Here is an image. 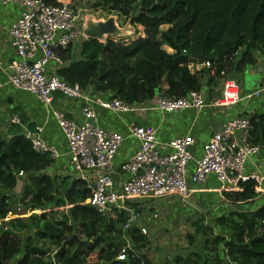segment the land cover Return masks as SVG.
<instances>
[{"label":"trees","instance_id":"1","mask_svg":"<svg viewBox=\"0 0 264 264\" xmlns=\"http://www.w3.org/2000/svg\"><path fill=\"white\" fill-rule=\"evenodd\" d=\"M94 1L95 10L124 19L122 27L130 21L135 31L104 42L83 39L78 61L73 44L59 50L66 65L57 74L84 90L94 86L130 105L150 101L159 91L182 98L205 87L212 92L224 79L241 84L246 70L264 57V0ZM200 56L210 66L192 71ZM250 121V142L264 146V112ZM54 163L26 136L7 142L0 135V264L18 257L17 264H153L146 235L125 230L127 214L115 209L103 215L85 204L88 183L52 172ZM20 179L24 190L18 194ZM241 187L226 195L233 207L229 215L215 226L204 215L194 219L185 252L161 264H264V206L252 212L239 208L260 192L255 181ZM124 250L128 256L120 261Z\"/></svg>","mask_w":264,"mask_h":264},{"label":"built area","instance_id":"2","mask_svg":"<svg viewBox=\"0 0 264 264\" xmlns=\"http://www.w3.org/2000/svg\"><path fill=\"white\" fill-rule=\"evenodd\" d=\"M0 2L4 5L17 3L23 7L20 18L9 31L11 45L20 60L9 65L8 83L16 89L36 95L45 104H51L56 93L75 100L84 99L81 86L69 84L57 73L48 74L50 63L64 64L58 55L60 49H67L69 45L86 38L83 33L86 21L83 12L71 7V4L52 6L46 0ZM203 65L210 66L209 63ZM263 95L264 89L259 88L244 97L237 81L224 79L221 95L210 103L203 92L196 91L182 98L159 91L152 102L154 110L167 114L186 109L201 111L207 106L229 108L243 100L260 99ZM100 105L119 113L149 110L139 109L117 98ZM82 113L81 123L68 118L61 111H55L54 116L67 140L70 162L76 176L88 183L90 194L85 204L103 215L115 209L125 212L126 231L136 228L147 235V228L140 221L149 220V217L137 211L133 207L134 202L168 197L186 199L190 194L189 183L200 185L209 177L217 180L218 191L223 196L242 191L241 184L249 181H255L257 190L264 192L261 189L264 177L246 171L248 162L264 153V146L250 142V116L239 115L223 123L212 134L203 147V155L198 159L193 154L194 137L183 136L161 143L156 128L130 125V135L140 142V147L130 160L122 164L121 171L128 175V180L117 191L112 178L113 161L124 137L98 125L97 113L89 100H85ZM15 121L19 122V119L16 117ZM42 131L43 128L37 127L35 133H28L26 137L37 152L48 153L57 159L58 150L44 141ZM193 162L195 166L190 174L189 166ZM126 248L132 250L129 239ZM127 256L124 250L118 260H126Z\"/></svg>","mask_w":264,"mask_h":264},{"label":"crops","instance_id":"3","mask_svg":"<svg viewBox=\"0 0 264 264\" xmlns=\"http://www.w3.org/2000/svg\"><path fill=\"white\" fill-rule=\"evenodd\" d=\"M58 1L62 4H71L75 6V3L79 0ZM22 12L23 7L17 3L4 5L0 2V135L5 141L9 142L14 137L21 135L27 136L28 133H35L37 127L43 128L41 137L47 144L55 147L59 152V157L55 159V163L51 168L52 172L76 176V172L70 162L67 140L58 125L54 112L61 111L68 118L81 123L83 121L82 108L85 104V100H89L96 111L98 125L108 131L117 132L124 137V141L113 161L114 171L112 178L115 186L114 189L117 191L120 189L121 185L128 180V175L121 171L122 164L130 160L140 147V142L130 135V125L137 124L139 126H152L156 128L158 131L157 137L161 143H166L178 137L192 136L195 138L193 154L194 157L198 159L203 155V147L209 142L212 134L218 131L223 123L239 115L251 117L256 113L264 112L263 95L260 99L243 100L239 104L229 108H212L207 106L201 111L186 109L182 112L167 114L154 110L153 102L150 100L143 104L136 105L139 109H149L147 112L132 110L119 113L104 109L100 105L102 102L112 100L114 94L111 92H98L94 86H89L84 90V99L75 100L65 97L60 93H56L53 96L52 103L45 104L39 100L36 95L16 89L8 83L9 65L13 61L20 60L11 45L9 31L11 26L20 18ZM126 35L132 36L133 31H128ZM82 42L83 40H79L73 44L76 50L75 60L77 61L80 58L79 52ZM166 50L172 52L168 47H166ZM263 61L264 57H260L259 63L256 66L249 67L246 70L244 79H247L248 83L253 82L254 87L248 93L245 92L247 91L245 88H241L244 97L248 94H252L259 88L264 89ZM65 65L66 64L50 63L48 66V74L52 75L58 73V70L65 67ZM203 66L204 65H200L198 62V64L192 63L190 68L192 71H195L196 69L200 70ZM221 91L222 83L212 92H210L207 87H205L202 92L206 101L210 103L212 99H216L221 95ZM16 117L19 119V122L15 121ZM194 166L195 162L190 164V174L193 172ZM246 171L248 174L259 173L264 177V153L252 158L246 166ZM189 186L190 194L186 199L179 197L166 198L162 201L149 199L136 201L133 204L135 209L152 217L149 218V220L140 222V224L147 228V234L149 232V234L146 235L149 240L146 253L153 264H161L167 261L168 258L165 256L161 260V255L159 254V251H162L161 247L164 246V243H158L160 240L159 238H151V235L161 228L155 227V229L151 230L149 222L156 221L154 219L157 217L158 219L161 218V221H164L166 216H172L173 206H179L181 211L179 214H177L178 211H175V221L179 220L180 222H176L175 224H178L179 229H181L182 224L186 222L190 224L193 219L201 217L202 215L206 217V222L210 219L212 221L211 223H215L217 219L227 216L233 211V207L225 201L226 195L223 196L219 193V184L214 177H209L203 184L194 185L193 183H189ZM261 189L264 190V183ZM23 190L24 180L20 179L16 192L21 194ZM191 204L195 205L198 209ZM262 206H264V192L259 193V197L254 202L243 204L239 206V208L242 211L252 212L258 210ZM156 214L158 216L153 217L154 215L156 216ZM29 215L30 214H21L20 217L25 218ZM217 231L227 237L230 236V233L224 229L222 231L217 229ZM181 236L182 235H180L179 240ZM173 240L174 239H170L168 242H173ZM174 245L175 247L179 245L178 240L174 242ZM154 252L159 254L158 257L154 256ZM19 259L20 257L15 260V264H17Z\"/></svg>","mask_w":264,"mask_h":264},{"label":"rangeland","instance_id":"4","mask_svg":"<svg viewBox=\"0 0 264 264\" xmlns=\"http://www.w3.org/2000/svg\"><path fill=\"white\" fill-rule=\"evenodd\" d=\"M94 4H95L94 0H79V1H77L75 3V6L71 5V7L79 8L81 10V12H83L84 21L89 19V18H93L94 20H97V21H99V20L106 21L111 16H115V15L109 16L108 14H106L105 11H102L100 9L99 10H95L93 8ZM115 18H116L117 25L121 26V23L124 22V19H120L118 16H115ZM124 27H126V29L130 30L131 32L133 31V33L135 31V29H134V27L132 25H125ZM263 65H264V63H263ZM239 85H240L241 88H245L247 90L245 92H247V93L250 92L253 89V87H254L253 82L252 83H248L247 79H243V78L241 79V84H239ZM168 198H171V197H168ZM164 199H166V198H163V199H160V200L162 201ZM191 205H193V204H191ZM193 206L196 209H198L195 205H193ZM172 211H173V215L172 216H166L164 221H161V218L158 219V217H157L158 215L156 214V216L155 215L153 216V217H157V218L154 219L156 221L149 222L151 230L155 229V227L161 228V229H158V231H155L151 235L152 239H155V238H159L160 239L158 243H160V244L164 243V246L161 247L162 251L161 252L159 251V254L161 255V260L165 256L168 258V260L169 259H173V257L178 255L179 253L185 252L183 249L186 248L187 245H188L187 235H188V232H191L190 231L191 230V223L189 224L188 222H186L185 224H182L181 229L178 228V224H175L176 222H179V220L175 221V218H176L175 217V215H176L175 211H178L177 214L181 213L179 206H177V205L173 206ZM37 213H39V212H37ZM146 216H148V215H146ZM148 217L152 218L151 216H148ZM195 219H197V218H195ZM140 222H144V220L140 221ZM211 222L212 221L210 219H209V221L207 220L208 225H211V224L214 225L215 224V223H211ZM148 224H147V227H148ZM172 226H173V228H172ZM187 229H188V231L186 232ZM148 234H149V232H148ZM179 234L182 235L180 240H179V237H180ZM170 239H174L173 242H168V241H170ZM177 240L179 242V245H177V247H175L174 242H176ZM153 254H154V256H157V257L159 255L157 252H154ZM15 260L12 261L10 264H15L16 263ZM93 260H95V257L92 258V261Z\"/></svg>","mask_w":264,"mask_h":264},{"label":"water","instance_id":"5","mask_svg":"<svg viewBox=\"0 0 264 264\" xmlns=\"http://www.w3.org/2000/svg\"><path fill=\"white\" fill-rule=\"evenodd\" d=\"M125 25H131L130 21H128V23ZM119 26L117 25L115 16H111L106 21H97L93 18H89L85 21L83 33L86 38L97 39L104 42L109 37L120 38L122 36H125L127 32L130 31L127 30L124 26ZM199 64H204L203 56L199 57ZM74 239L78 240V238L76 237Z\"/></svg>","mask_w":264,"mask_h":264}]
</instances>
